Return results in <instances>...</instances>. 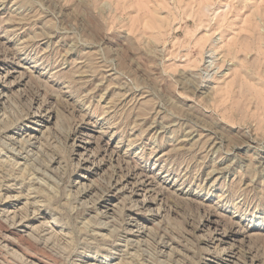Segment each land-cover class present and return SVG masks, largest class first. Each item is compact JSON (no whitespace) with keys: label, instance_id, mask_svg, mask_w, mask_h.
Returning a JSON list of instances; mask_svg holds the SVG:
<instances>
[{"label":"rangeland","instance_id":"1","mask_svg":"<svg viewBox=\"0 0 264 264\" xmlns=\"http://www.w3.org/2000/svg\"><path fill=\"white\" fill-rule=\"evenodd\" d=\"M0 85V264H264V0H0Z\"/></svg>","mask_w":264,"mask_h":264},{"label":"bare ground","instance_id":"2","mask_svg":"<svg viewBox=\"0 0 264 264\" xmlns=\"http://www.w3.org/2000/svg\"><path fill=\"white\" fill-rule=\"evenodd\" d=\"M8 73V72H7ZM3 84V83H2ZM3 86L4 85H0V99H2L3 97H5V91H4V89H3ZM10 91V90H9ZM4 99V98H3ZM1 102V101H0ZM40 110V109H39ZM37 111H38V109H37ZM42 114H40V113H38V112H35L34 111V113L32 114V116H30V117H32V122H38V123H40L41 125L42 124H47L48 122V119H49V116L46 118L47 120H44V118H42L43 116H41ZM48 115V114H47ZM46 117V116H45ZM2 120V119H1ZM40 130V129H39ZM22 134H24V138H25V140H24V143L25 144H27V145H32V144H36V141H37V136L35 135V134H33V133H29V132H25L24 130H23V133ZM11 139V138H10ZM13 141V140H12ZM16 143V142H15ZM14 143V144H15ZM23 144V143H22ZM34 144V145H35ZM26 147V146H25ZM15 149H16V147H15ZM24 150V149H23ZM15 151V150H14ZM17 151V150H16ZM20 151V150H19ZM20 153V152H19ZM5 154H7V153H5ZM12 154V153H11ZM22 154H23V152H22ZM13 156V155H12ZM19 156V155H18ZM24 156H25V154H24ZM3 157V156H2ZM9 157V156H8ZM11 159V158H10ZM9 159V160H10ZM1 160V159H0ZM55 160V159H54ZM7 163V162H6ZM6 174V173H5ZM12 178V177H11ZM138 178V177H137ZM15 179V178H14ZM140 179V178H139ZM5 180H7V179H5ZM39 181V180H38ZM8 182V181H7ZM4 183V182H3ZM9 183V182H8ZM7 183V184H8ZM6 185V184H5ZM3 187H6V186H3ZM10 187V186H9ZM116 188V187H115ZM7 191V190H6ZM0 192H2V191H0ZM6 194V193H5ZM4 194V195H5ZM2 194H0V196H1ZM6 196V199H10V197L8 196V195H5ZM15 196V195H14ZM1 197H4V196H1ZM0 197V198H1ZM15 198H16V196H15ZM20 201V200H19ZM2 203V202H1ZM10 207L8 206V205H6V206H4L3 205V207H0V215H2V214H4L5 216H9V215H12V217H14V216H16V206H15V204H11L10 203ZM32 205H33V203H32ZM1 206V205H0ZM18 207V206H17ZM36 209V208H35ZM133 209V208H132ZM32 210H33V208H32ZM36 211V210H35ZM33 212H34V210H33ZM21 213V212H20ZM130 214V213H129ZM132 214V213H131ZM18 216L20 215L19 214V209H18V214H17ZM24 215V214H23ZM4 216V217H5ZM22 216V215H21ZM129 216V215H128ZM20 217V216H19ZM9 218H10V220H11V217L9 216ZM16 218V217H15ZM21 218V217H20ZM20 218H18L19 220H20ZM2 219V218H1ZM5 219V218H4ZM6 219H8V218H6ZM26 219V218H25ZM3 220V219H2ZM9 220V221H10ZM19 220H16V221H19ZM54 220V219H53ZM13 221V220H12ZM5 222H6V220H5ZM26 221H24L23 222V220L21 221L20 220V228L19 229H23V228H25V227H27V223H25ZM27 222H28V220H27ZM128 222H129V220H128ZM15 223V222H14ZM17 223V222H16ZM42 225V224H41ZM52 226V225H51ZM50 226V227H51ZM1 227V226H0ZM12 227V226H11ZM49 227V228H50ZM48 228V229H49ZM51 229V228H50ZM11 230V229H10ZM132 230V229H131ZM130 230V231H131ZM44 231V230H43ZM49 231V230H48ZM48 231H45V232H48ZM52 231V230H51ZM3 232V231H2ZM56 232V231H55ZM136 232L137 233H140L141 231L139 230V229H136ZM44 233V232H43ZM49 233V232H48ZM52 233V232H51ZM50 233V234H51ZM133 233H135V232H133ZM3 235H5L4 233H3ZM6 235H7V233H6ZM9 235H11V234H9ZM21 235V234H20ZM50 236V235H49ZM48 236V237H49ZM8 237V236H7ZM119 237V236H118ZM129 239V238H128ZM127 239V240H128ZM132 242V241H131ZM135 244V243H134Z\"/></svg>","mask_w":264,"mask_h":264}]
</instances>
